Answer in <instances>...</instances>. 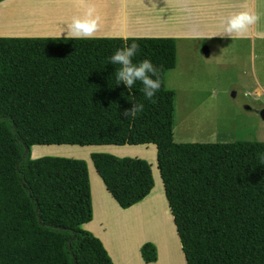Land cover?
Wrapping results in <instances>:
<instances>
[{"label":"trees","instance_id":"16d2710c","mask_svg":"<svg viewBox=\"0 0 264 264\" xmlns=\"http://www.w3.org/2000/svg\"><path fill=\"white\" fill-rule=\"evenodd\" d=\"M134 39L137 59L160 69L150 101L138 83L131 96L115 85L107 58L120 38L0 37V264H114L82 228L93 218L87 162L32 159L33 146L150 144L187 264H264V142H174L165 75L177 64L176 40ZM134 101L143 110L124 117ZM91 161L122 209L155 187L144 159L93 153ZM141 256L155 262L156 246L145 243Z\"/></svg>","mask_w":264,"mask_h":264},{"label":"crops","instance_id":"0c3cea01","mask_svg":"<svg viewBox=\"0 0 264 264\" xmlns=\"http://www.w3.org/2000/svg\"><path fill=\"white\" fill-rule=\"evenodd\" d=\"M88 5L95 6L100 16L94 38H173L177 45L189 40H229L221 38V21L240 11H249L258 18L246 32L233 34L231 39L264 38V0H3L0 37L58 38L61 28L66 27L64 23L82 15ZM132 148L137 150L129 151ZM48 149L33 146L32 159L46 156ZM140 149L147 153L154 149L153 166L158 170L157 148L152 144L116 146L115 150L122 153L115 155L123 158ZM140 158L150 162L147 156ZM153 176L155 187L151 193L128 209L119 206L98 175L95 184L90 178L93 218L82 228L101 241L114 264H187L160 173ZM157 181H161L163 193L159 190L158 194ZM148 242L158 252L153 263L141 256V247Z\"/></svg>","mask_w":264,"mask_h":264},{"label":"rangeland","instance_id":"374dc122","mask_svg":"<svg viewBox=\"0 0 264 264\" xmlns=\"http://www.w3.org/2000/svg\"><path fill=\"white\" fill-rule=\"evenodd\" d=\"M177 46V66L165 75L166 87L174 92V142H264V38L189 40L180 41ZM41 147L51 149L43 157L85 160L93 184L98 174L91 155L122 153L115 150L116 146ZM127 155L137 159L149 157L152 164L144 160L152 165L154 174L159 173L153 166L154 149L149 153L140 149ZM156 188L158 194L159 190L163 193L161 181L156 182Z\"/></svg>","mask_w":264,"mask_h":264},{"label":"clouds","instance_id":"9594fccd","mask_svg":"<svg viewBox=\"0 0 264 264\" xmlns=\"http://www.w3.org/2000/svg\"><path fill=\"white\" fill-rule=\"evenodd\" d=\"M257 15L249 11H240L221 21L224 35L221 38H232L233 34L237 36L247 31L250 25L257 20ZM100 16L97 14L93 5H88L82 15L73 16L64 23L65 28H61L58 38L65 40H91L98 29ZM124 41L123 44L116 47L112 54L107 58L108 63L114 65L112 77L115 85L123 84L131 96L134 86L138 83L141 87L139 91L143 98L152 100L161 88L160 69L147 58L137 59L139 45L134 38L128 43L129 37H119ZM123 94V93H122ZM142 103L133 102L131 107L125 109L122 113L124 117H135L137 113L143 110ZM261 164H264V154L259 156Z\"/></svg>","mask_w":264,"mask_h":264}]
</instances>
